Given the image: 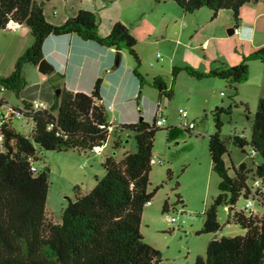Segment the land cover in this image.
Instances as JSON below:
<instances>
[{"label":"trees","instance_id":"obj_1","mask_svg":"<svg viewBox=\"0 0 264 264\" xmlns=\"http://www.w3.org/2000/svg\"><path fill=\"white\" fill-rule=\"evenodd\" d=\"M183 13H193L203 7L214 19L219 11H228L236 29L239 10L244 5L264 0H171ZM45 0H0V30H11L24 25L29 32L30 44L16 59L11 72L0 74V91L18 95L25 86L22 66H37L43 57L42 44L49 36L74 35L116 53L125 50L132 61V76L140 95L143 86L157 92L156 109L160 98L169 99L176 75L184 72L195 80L216 78L227 82L232 96L237 86L249 77L248 64L257 61L264 65V45L240 57L236 65L220 63L201 72L188 65L170 68V85L161 76L147 80L140 72V61L135 52L136 40L127 26L114 22L108 33L99 35L94 12L78 9L60 24H52L43 14ZM214 63V62H212ZM55 79L63 75L54 73ZM49 80V79H48ZM102 79L97 78L89 93L72 92L60 88L46 109L33 111L29 99L22 107L8 106L0 97V264H162L160 252L146 243L140 234L141 216L145 204L155 189L148 191L151 158L155 132L162 127L143 119L116 127L133 134L135 151L125 152L119 160L106 157L101 163L103 175L86 194L74 192L66 198L59 221L46 213L45 200L49 169L32 170L42 152H92L103 146L108 137L109 124L101 98ZM137 105V102H136ZM7 106L8 116L2 109ZM15 113L32 123L27 134L14 130L10 118ZM231 106L216 107L212 111L214 131L207 138L210 169L219 178L218 193L203 211L202 227L196 235L215 233L220 225L217 209L230 208L231 220L244 230V235L220 237L207 242L204 256H196L193 264H264V97L259 98L254 112L248 141L234 136L232 142L240 148L248 146L250 155L260 158L253 168L246 162L234 165L224 140L221 138L220 115H230ZM228 140V139H227ZM118 146L119 142L115 141ZM227 156L230 166L224 161ZM231 170L232 175L229 173ZM170 170L166 177L170 179ZM258 179L255 202L262 207L259 217L244 211H233L239 197L247 198L250 183ZM178 187L175 183L174 189ZM76 189V188H74ZM167 210L166 201L161 211Z\"/></svg>","mask_w":264,"mask_h":264},{"label":"rangeland","instance_id":"obj_2","mask_svg":"<svg viewBox=\"0 0 264 264\" xmlns=\"http://www.w3.org/2000/svg\"><path fill=\"white\" fill-rule=\"evenodd\" d=\"M48 1L43 7L44 17L52 24H59L62 19L72 15L80 0H65L64 4ZM133 2L134 0H82L81 6L96 10L94 13L98 20L99 35L108 33L116 18L125 22L136 40L134 49L140 61L138 70L147 80L161 76L170 85V68L175 65H188L201 72L220 63L236 65L240 57L251 51L252 46L260 40L251 39L249 31L239 26L233 34L228 35L227 29L233 23L230 20L228 24L227 11H219V17L216 15L212 19L211 12L205 7L193 13H183L171 0H138L137 5L129 8ZM261 5L258 3L256 8L264 15ZM16 38H19V42L13 40ZM24 41L20 31L0 30V74L7 75L11 72L16 59L29 46ZM114 53L116 54L115 51ZM156 53L161 57L160 61L155 58ZM119 57L120 67L132 66L131 58L125 50L119 51ZM249 64L248 80L237 86V96L233 98H230L232 89L227 82L216 78L195 80L184 72L176 75L172 96L169 99L160 98L158 112L165 121L162 129L155 132L152 157L159 159L161 164H151L147 189H155V193L150 199V205L144 207L139 230L143 240L160 252L162 264H193L196 256H204L209 240L244 235V230L231 220L227 222V208L222 206L217 209V221L220 225L217 232L196 235V231L202 227L204 209L218 193L219 178L210 169L207 152V138L214 131L212 111L216 107L231 106L230 115L221 114L220 120L221 138L232 163L238 165L246 162L248 167L253 168V165L260 162L259 157L249 156L248 146L240 148L232 142L234 136L248 141L257 101L264 97V67L257 61ZM22 77L25 86L18 95L11 91H0V97L7 101L8 106L21 108L23 99L32 100L33 97L48 106L50 99L45 96L53 98L54 91L60 89L59 79H55L54 73L44 76L36 66L29 63L23 64ZM104 84L107 86V93L113 90L108 83ZM41 89L46 93L40 97ZM128 89V83L123 82L116 96L117 104L110 102L111 109H107L104 104L110 127L105 152L112 155L115 151L114 159L117 160L125 152L135 151L133 134L116 127L119 125L118 114L114 112L117 106H124L127 117L134 122L142 118L150 123L156 109L157 92L154 89L143 86L138 98V90L135 96H129ZM179 109L186 112L185 119L180 118ZM2 113L4 117L8 116L7 106L2 109ZM112 118L116 121L112 122ZM185 122L193 123L194 128L185 129ZM10 125L14 130L27 134L32 123L13 113ZM115 141L119 145L111 151ZM223 158L225 165L229 167V159L226 155ZM99 160L100 156L92 152H42L38 155L37 161L33 163L35 169L39 171L44 165L49 169L45 210L53 221H59L66 198L72 200L78 188H85L88 182L93 181V175L99 168ZM167 169L171 173L170 179L166 177ZM229 173L232 175L231 170ZM96 174L95 178L103 175L101 165ZM175 183L178 184L176 189ZM164 201L167 210L162 212ZM244 205L245 199L241 196L234 204L233 211L243 210ZM252 211L260 215L262 207L254 202ZM187 215L194 216V219H186ZM167 216L176 217L177 220L169 223Z\"/></svg>","mask_w":264,"mask_h":264},{"label":"crops","instance_id":"obj_3","mask_svg":"<svg viewBox=\"0 0 264 264\" xmlns=\"http://www.w3.org/2000/svg\"><path fill=\"white\" fill-rule=\"evenodd\" d=\"M45 1H46V4L49 3L48 0H45ZM54 2L64 4L65 0H53V3ZM81 3H82V0L78 1L76 3L77 6L75 7L73 13H71L72 15H69L67 17L73 16L78 9H85V10H89L92 12L96 11L95 9L82 7ZM137 3H138V0H134V2L129 5V8L131 5H137ZM257 4L244 5L243 7L240 8L239 22L237 25V27L239 26L240 28L244 30H248L249 37L251 39L253 40H255L256 38L260 39L258 43H255V45L252 46L251 51L264 45V15H263V12L257 11V8H256ZM261 6L264 8L263 4ZM53 13H55V10ZM217 16L219 17V14H217ZM67 17L62 19L60 23H62ZM226 17L228 18V24L230 23V20L232 22L230 12H228V16ZM115 20H116L115 22L118 21V22L123 23L125 26H127L124 21H121L120 19H117V18ZM14 31H20L21 36L25 38L24 43L26 44L28 42V44H30L29 32H28V29L24 25H21L19 29L14 30ZM13 40H15V42H19L18 41L19 38H16ZM114 51L115 50L113 48L111 49L103 48L93 42L84 41L74 35H62V36H57V37L49 36L44 39L43 44H42L43 58L50 61L54 66V71L52 73H59L63 75V78L58 80L60 84V88H64L72 92L89 93L94 81L97 78H101L103 81V88L101 87V98H102L103 104L106 105V108L108 106L110 107V102H114V104L115 103L117 104L116 96H117L118 91L121 89V84L123 82L128 83V86H129L128 95L129 96H135L138 90L137 82L132 76V72H131L132 66L131 65H123L122 67H120L119 65L118 67H113L112 63L116 56ZM251 51H248V53H250ZM248 66L250 70V64ZM104 83H108L109 86H111L113 90L107 93V90H106L107 86ZM45 93L41 89L40 97L42 95H45ZM37 96H38V91H37ZM45 98H49L50 102L52 101L51 96H45ZM109 109H111V107ZM114 112L115 113L117 112L116 114H118L119 124L134 123L132 119L127 117L125 110H124V106L118 105L117 108L114 110ZM114 120L116 121V119L112 118V122H114ZM107 147H108V144L106 140V143L102 146V150L97 154L94 153V155L100 156V160L97 162V166L99 167L97 171L98 170L100 171V165L106 157L115 158L114 155L116 152L113 151V148H116L117 146L115 145L114 147V144L111 146V151H113L112 155H108L105 152ZM242 152H244V150H242ZM249 156L252 157L250 154ZM115 160L117 161V159ZM90 169L92 168L90 167ZM97 171H95L93 175L94 176L93 181L88 182L85 185V188L82 186V188L84 189L78 188L77 191L79 192V194H86L88 191L92 189V187L95 184L94 178L97 177V174H96ZM254 215H256L257 217L260 216L255 213Z\"/></svg>","mask_w":264,"mask_h":264},{"label":"built area","instance_id":"obj_4","mask_svg":"<svg viewBox=\"0 0 264 264\" xmlns=\"http://www.w3.org/2000/svg\"><path fill=\"white\" fill-rule=\"evenodd\" d=\"M20 26H14L12 27L11 30H17L19 29ZM155 58L158 59L159 61L161 60V57L159 56V54L156 53L155 55ZM151 65V64H150ZM31 103V107H32V110L33 111H38V110H43V109H46L47 108V105L37 99V98H34L30 101ZM110 107L108 106L107 109H109ZM178 113H179V116L181 119H185L186 118V112L179 109L178 110ZM154 116H155V125L158 126V127H162L163 124H164V118L162 116V114L160 112H158V109H155L154 111ZM184 128L187 129V130H192L194 128V124L193 123H184ZM109 130V128H108ZM102 150V146H96L92 149V153H99L100 151ZM151 164H161V161L159 159L155 160L153 157L151 158V161H150ZM32 170H35V167L32 166L31 168ZM260 186V181L258 179H256L255 181H253L250 185V190H249V194L247 196V198L245 199V205H244V208L242 211H244L246 214L248 215H254V212L252 211V206L255 202V199H256V194H258V191L257 193L255 194V191L257 190V188H259ZM146 206H149L150 205V201H148L146 204ZM167 219V222L169 223H173L177 220L176 217H170V216H167L166 217ZM186 219L190 220V219H194V216L192 215H187L186 216ZM183 223V221H182Z\"/></svg>","mask_w":264,"mask_h":264},{"label":"water","instance_id":"obj_5","mask_svg":"<svg viewBox=\"0 0 264 264\" xmlns=\"http://www.w3.org/2000/svg\"><path fill=\"white\" fill-rule=\"evenodd\" d=\"M234 31H235V29L230 27V28L227 29V34L231 35V34L234 33ZM119 62H120V57H119V54L116 53V56H115V58L113 60V63H112L113 67H118L119 66ZM36 68H37L38 72L41 73L44 76H49L54 71L53 64L50 61H48L47 59L43 58V57L38 62ZM59 92H60V89L59 88L56 89L54 91V96L57 97ZM141 120H142V118L139 119V121H141ZM225 140L227 141L226 138H225ZM227 212H228V216H229L230 208L227 209Z\"/></svg>","mask_w":264,"mask_h":264}]
</instances>
